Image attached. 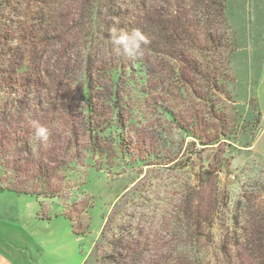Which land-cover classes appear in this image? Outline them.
<instances>
[{
	"label": "trees",
	"instance_id": "obj_1",
	"mask_svg": "<svg viewBox=\"0 0 264 264\" xmlns=\"http://www.w3.org/2000/svg\"><path fill=\"white\" fill-rule=\"evenodd\" d=\"M227 3L0 0V173L7 177H0V192L54 199L83 185H77L71 174L88 155L110 160L106 141L115 143L122 156L133 149L132 137L124 139L120 132L131 123L123 120L129 101L120 87L131 66L122 46L116 51L113 36L136 29L147 38L142 45L141 62L147 77L143 85L154 84L155 90L163 87L167 106L161 109L170 128L205 150L220 151L227 146L229 126L222 105L232 82L235 52ZM38 126L47 129L46 138L37 135ZM144 150V160L138 164L146 167L185 159L184 155L179 158V151L172 157L169 151L161 154L150 143ZM187 159L193 164L205 160L193 155ZM221 163L208 164V169L194 174L198 185L183 187V206L169 219L175 224L174 237L170 243L154 246L163 254L150 264H171L173 254L180 250L186 264L199 260L205 248L201 242L205 227L214 228L221 200L218 171L230 164ZM240 188L242 195L229 215L222 249L229 264H264V208L253 211L256 204L245 185ZM223 192L221 204L227 208L230 197L227 189ZM244 204L253 205L249 207L252 211H245ZM39 205V219L65 218L74 234L84 236L76 231L68 212L51 214ZM182 236L185 244L180 243ZM130 237L125 245L122 239L116 242L120 245L112 243L115 250L120 246L125 253L110 258V263L142 264L148 250L143 251L142 243Z\"/></svg>",
	"mask_w": 264,
	"mask_h": 264
},
{
	"label": "rangeland",
	"instance_id": "obj_2",
	"mask_svg": "<svg viewBox=\"0 0 264 264\" xmlns=\"http://www.w3.org/2000/svg\"><path fill=\"white\" fill-rule=\"evenodd\" d=\"M227 17L235 41L230 71L232 82L228 85L227 99L222 105L229 126L226 132L229 139L227 146H222L220 151L205 150L194 143V139L185 137L176 129L172 130L161 109L167 106L163 87L159 85L155 90L154 84L143 85L147 77L141 62L142 55L139 58L126 55L131 68L127 77L121 79L120 87L129 101L123 120H131V123L120 132L124 133V139L132 137L135 142L133 149L122 156L115 143L106 141L104 145L111 156L108 162L88 155L80 165L75 166L71 178L77 185L83 184L80 188L69 190L54 199L39 200L45 212H68L73 216L76 231L85 233L84 236L75 234L82 239L81 251L86 253L84 264H112L110 258L118 259L119 254L125 253L120 246L115 250L112 243L120 245L116 242L122 239L121 245H125L131 241L132 235L142 243L143 251L148 250L143 253L142 264L160 260L159 254H163V251L158 253L154 246L170 243L174 237L175 224L169 219L170 214L178 213L183 206V187L190 183L198 185L193 175L205 171L208 164H215L219 160L230 163L225 170L218 171L222 182L219 197L222 200V196L225 197L223 191L227 189L230 203L226 208L219 198L215 226L210 230L206 225L201 238L205 248L198 256L199 260L193 263L229 264L222 245L226 240L229 215L234 212L235 202L242 195L241 184L245 185V191L256 204H244V210H264V0H228ZM183 111H186L185 106ZM108 137L107 133L105 138L109 140ZM87 141L86 136L84 147ZM146 143L152 144L161 154L169 151L171 157L179 151V158L184 155L185 159L160 166L138 164L144 160L141 156H144ZM135 145L139 150H135ZM191 155L194 158L202 156L205 160L187 163ZM0 177L7 178L3 173H0ZM35 200L34 197L0 192V209L11 211L17 217L16 221L8 223L11 227H21L27 222L29 228L36 229L37 238H31L36 239L41 252L36 251L40 256L47 255L49 260V251L54 245L50 242L51 230L45 229L40 222ZM166 203H171V206ZM252 206L254 208L249 209ZM117 210L119 214L115 215ZM54 220L58 221V225L53 229L63 228L66 222L71 224L62 217ZM2 237L7 238L0 231ZM179 239L182 241L180 243H186L183 236ZM17 246L21 248V251H15L18 256L34 257L32 251ZM182 253V250L174 253L172 259L175 260L171 264H186L185 254ZM82 256L80 252L79 259ZM72 263V259L65 256L64 264Z\"/></svg>",
	"mask_w": 264,
	"mask_h": 264
},
{
	"label": "crops",
	"instance_id": "obj_3",
	"mask_svg": "<svg viewBox=\"0 0 264 264\" xmlns=\"http://www.w3.org/2000/svg\"><path fill=\"white\" fill-rule=\"evenodd\" d=\"M27 197L31 198L32 196H26V198ZM35 204L39 211V199L36 198ZM10 212L11 211H3L0 209V231L7 236V238H0V264H64L65 256L72 259V264L85 263L86 253L84 250L81 251L83 247L81 245L82 239L74 234L71 224L66 222V224L62 225L63 228L58 230L53 229V226L58 225L56 223L58 221L52 220L46 222L39 219L45 229L51 230L49 236L52 240H50V242L54 243L50 248V258L48 260L47 255L43 254V256H40L36 251L38 249L41 252L38 243H36V239L32 240L31 238L34 236L37 238L38 233L36 229H34V227L29 228V226L26 225L27 222L21 227H11L8 223H10V221H16L17 217H14V213ZM34 231H36V233H34ZM17 245L32 251L34 257L32 255L28 258L18 256L15 251H21V248ZM80 252L81 255H83L81 259L78 257ZM74 254H76V256H74Z\"/></svg>",
	"mask_w": 264,
	"mask_h": 264
},
{
	"label": "clouds",
	"instance_id": "obj_4",
	"mask_svg": "<svg viewBox=\"0 0 264 264\" xmlns=\"http://www.w3.org/2000/svg\"><path fill=\"white\" fill-rule=\"evenodd\" d=\"M147 43V38L138 29L133 30L131 34L123 33L113 36V44L116 46V51L119 52L122 46L123 52L131 58H139L143 54L142 45ZM37 135L46 138L47 129L38 126Z\"/></svg>",
	"mask_w": 264,
	"mask_h": 264
}]
</instances>
